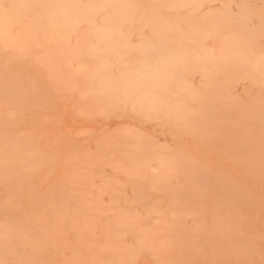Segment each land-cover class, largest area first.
I'll return each mask as SVG.
<instances>
[{"label":"rangeland","instance_id":"rangeland-1","mask_svg":"<svg viewBox=\"0 0 264 264\" xmlns=\"http://www.w3.org/2000/svg\"><path fill=\"white\" fill-rule=\"evenodd\" d=\"M0 264H264V0H0Z\"/></svg>","mask_w":264,"mask_h":264}]
</instances>
